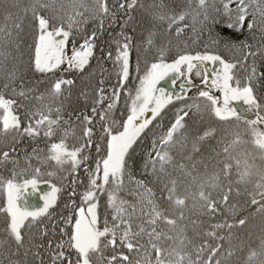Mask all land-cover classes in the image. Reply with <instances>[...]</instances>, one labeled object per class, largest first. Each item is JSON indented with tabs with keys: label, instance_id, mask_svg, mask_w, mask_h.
<instances>
[{
	"label": "snow or ice",
	"instance_id": "obj_1",
	"mask_svg": "<svg viewBox=\"0 0 264 264\" xmlns=\"http://www.w3.org/2000/svg\"><path fill=\"white\" fill-rule=\"evenodd\" d=\"M0 5L6 20L13 17L11 9L20 7L12 0H0ZM136 6L137 0L118 2L126 19L114 53L107 52L116 76L108 87L105 64L98 60L92 65L97 31L88 33L85 27L95 21L103 31L106 20L109 26L116 22L108 0H31L13 23L15 32L0 28L3 47L16 52H0L4 61H12L10 69L0 61L5 81L0 91V165L12 164L10 175L0 177V264H235L233 258L243 248L233 245L232 229L247 223V217H236L245 206L264 217V102L257 96L264 87V0H154L149 6L152 30L142 47L124 31ZM29 15L27 43L21 34ZM188 31L201 36L207 31L218 49L240 55L193 54L177 45L167 62L173 38ZM134 47L145 55L155 48L156 55L145 59L142 75L138 56L133 79ZM96 68L101 75L93 84ZM29 72L40 79L31 83ZM78 79L86 81L80 92L85 102L91 95L90 115L69 110ZM177 80L182 81L178 91ZM194 89L193 98L188 94ZM122 95L126 100L118 117ZM188 99L193 102L164 128L168 106ZM30 100L35 101L31 107L23 103ZM253 112L254 118L249 115ZM205 117L220 126L206 124ZM157 127L160 134L138 178L137 146L149 131L155 135ZM25 141L31 150L25 147L21 156L18 146ZM81 168L87 185L78 193ZM69 177L67 211L54 220ZM41 184L47 191L41 192ZM77 195L79 204L71 199ZM102 195L107 197L103 215L98 211ZM30 196H38L40 203L30 206ZM218 216L225 219L211 223ZM225 229L227 235L221 234ZM244 264H264V238L259 250L247 252Z\"/></svg>",
	"mask_w": 264,
	"mask_h": 264
},
{
	"label": "trees",
	"instance_id": "obj_2",
	"mask_svg": "<svg viewBox=\"0 0 264 264\" xmlns=\"http://www.w3.org/2000/svg\"><path fill=\"white\" fill-rule=\"evenodd\" d=\"M12 2L17 3L20 5L19 8L11 9L13 13V17L10 20L5 19V13L3 11V6L0 5V28H4L7 26L9 29H12L14 32L15 30L12 28L13 23L16 21L17 16L22 17L24 15L23 8L26 7L29 3H31V0H12ZM59 3H70V0H58ZM87 2H91V0H87ZM118 2H123V0H108L109 6L113 9V11L116 12L117 20L112 25L109 26V21H105L104 29L101 31L99 27L97 26V22L93 21L88 23L86 27V31L90 33L94 28L97 31V39H96V58L92 60L93 67H96L97 61L100 60L101 63L105 64V67L108 69V72L104 74V78L106 81V87L111 86L116 83V76L114 74L115 70L113 69V65L111 61H108L107 58V52L109 50L115 51V43L114 41L116 39H120L119 32L121 31V25L123 21L126 19V16L124 15V12L119 10L118 8ZM156 3H159V0H155ZM154 3V0H137V6L135 9L132 10V17L133 19L128 22V26L124 28V31L127 32L130 35H133L135 38V43L138 45L143 46V41L147 38L149 31L152 30V23H151V17L149 15V6ZM30 21V15L28 20L25 24V32L21 34L22 38L27 42H31V28L28 26ZM135 29V31H133ZM159 33L163 32L162 28L156 29ZM216 31H220L219 28L215 29V31L212 33V36L215 35ZM259 35V33H257ZM84 36V33L81 32L77 34V43L82 42V38ZM3 39H4V33L0 32V52L7 53L8 51H12L13 55H16V52L14 49H5L3 47ZM195 41V43L193 42ZM162 42V37L158 35L156 37V43L159 45ZM166 42V41H165ZM185 43L187 44V47L185 48ZM177 45H179V48L191 53H195L197 51L203 52L205 50L208 51H220L221 54L225 55L226 57H239V53H228L223 50V48H217L216 45L212 43V40L208 34L207 31L201 36L199 33L196 35H193L191 31H188L184 36L180 37L179 40H176L173 38L172 41V47L171 51L166 57L167 62H170L172 57L176 54L177 51ZM207 46V48H206ZM101 50H103L104 60H101ZM22 51L25 52V59H27V47L26 45L22 48ZM156 55V49L153 48L151 51H149L146 55L142 52L138 53L137 49L134 47L131 52V60H132V67H131V77L134 79L138 73L136 71V65L137 60L139 56V66H140V72L139 74H143L144 66H145V59L148 61H152L153 58ZM0 61H4V57L0 56ZM5 64L8 65L9 69L11 68V59L4 61ZM28 77L31 80V83H35L37 80L40 79L39 74H33L29 72ZM100 70L99 68H96V76L93 78V84L100 79ZM109 77H111L109 79ZM5 81L3 79H0V91L3 90V83ZM86 83V81L77 80V88L73 90L72 97H71V108L69 110L75 109L77 112H83L85 114H91L90 109L92 106V99L91 95L88 98V101L85 102L84 98L80 96V92L82 90V87ZM131 83V80L129 81ZM44 85H41V90H43ZM91 92V89H89ZM94 94V93H92ZM190 97L196 96V90L194 89L189 94ZM257 96L261 98L262 102H264V87H261L257 90ZM126 97L121 96L120 104L118 106V110L116 111V115L119 117L121 114V110L124 108ZM193 101L191 99L188 100H174V102L168 106V108L165 111L164 120L162 121L163 127L166 128L169 126L170 121H172L175 118V114L179 112V110L184 107L186 104H191ZM28 107H31L32 104L35 103L34 100L30 101H24ZM23 109L21 110V115H23ZM82 119V117H81ZM191 123V122H190ZM205 123H210L214 127H219L220 122L218 121H209L207 117H205ZM235 123V122H233ZM97 128H99V122L97 118ZM155 135L152 131H149L142 143H140L137 146V153H136V164H135V172L139 178V173L141 171L142 165L144 161L146 160L149 152L152 150L153 142L158 139V136L160 134L161 129L157 127L155 130ZM99 135V133H97ZM41 143H43L41 141ZM27 147L30 151L31 148L28 145V142L25 141L24 144L18 146L20 155H23V149ZM0 148H3V143L0 142ZM92 157H96L95 148L93 147L91 149ZM207 154V153H206ZM33 164L36 163L35 160L32 161ZM91 163V161H90ZM21 164H23V161H21ZM94 166V164H93ZM12 168V164L9 163L7 165H0V177L7 178L10 175V170ZM79 180L76 184L77 192H81L84 190V188L87 185V176L85 175L83 169L79 171ZM82 180L83 183H80L79 181ZM68 187L65 188V190L62 192L59 200H58V207L54 209V220L58 219V213L61 211L66 212L65 209V203L69 201L70 199V192H71V177L67 181L64 182ZM156 194L157 198L160 196L159 188H156ZM122 195L129 199L133 200V197L129 196L127 192L122 193ZM71 199H75L76 203H80L79 195L75 197H71ZM106 195H102L100 197V213L103 215L106 207ZM4 202V196L3 193L0 192V205H2ZM243 201L241 200V203ZM40 203V201L38 202ZM37 203V204H38ZM247 217V223L243 226H238L236 228L232 229L233 234V245H240L243 248V252L238 251L237 255L233 258L235 261V264H244V261L246 260L247 252L251 249L259 250V246L261 243L262 238H264V217H262L259 213L255 212V209L253 207L245 206V210L241 211L239 215L236 217L238 220L239 218ZM225 219V217L218 216L216 219L212 220L211 223L216 222H222ZM207 220V218H205ZM229 222L232 221V217H228ZM209 227L208 223H205L203 228L207 230ZM4 228V217L2 214H0V235L3 233ZM228 230L225 229L221 234L227 235ZM189 235H191V232H189ZM49 236H51V231L49 232ZM204 239H207L204 237ZM55 243V238L53 240ZM213 244L216 243V241H212ZM224 248L227 250L229 248V244L227 241L223 242Z\"/></svg>",
	"mask_w": 264,
	"mask_h": 264
},
{
	"label": "rangeland",
	"instance_id": "obj_3",
	"mask_svg": "<svg viewBox=\"0 0 264 264\" xmlns=\"http://www.w3.org/2000/svg\"><path fill=\"white\" fill-rule=\"evenodd\" d=\"M69 48H71V43L69 44ZM131 67H132V60H131V56H130V72H131ZM168 79H169V82H170L171 77H169ZM193 80L198 86H202V85H200V80L198 78H196L194 74H193ZM181 82H182L181 80H177V84H176V89L175 90H177V91L179 90V84ZM169 90H172V89L169 88ZM237 106L240 107V105H237ZM249 115H251L254 118L255 113L253 112V113H251ZM43 191H47V188H46L45 185L41 184V192H43ZM28 199H29L30 206H35L39 202L38 196H30ZM98 211L100 212V208L98 209Z\"/></svg>",
	"mask_w": 264,
	"mask_h": 264
}]
</instances>
